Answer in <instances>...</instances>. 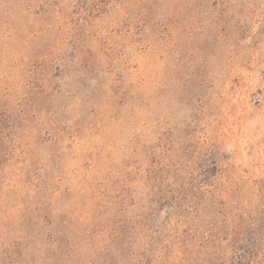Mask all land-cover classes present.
I'll return each instance as SVG.
<instances>
[{"label":"rangeland","instance_id":"374dc122","mask_svg":"<svg viewBox=\"0 0 264 264\" xmlns=\"http://www.w3.org/2000/svg\"><path fill=\"white\" fill-rule=\"evenodd\" d=\"M169 221L264 264V0H0V264H138Z\"/></svg>","mask_w":264,"mask_h":264},{"label":"trees","instance_id":"16d2710c","mask_svg":"<svg viewBox=\"0 0 264 264\" xmlns=\"http://www.w3.org/2000/svg\"><path fill=\"white\" fill-rule=\"evenodd\" d=\"M121 225L122 224L120 223L118 230H115L116 232L114 231L109 235L110 241L114 245L120 242H126V239L122 237L124 233V226ZM209 231L210 232L207 234L205 242L196 246V254H206L208 246H211L210 248H212V255L216 253L218 248L216 242L218 240L215 239L216 235L214 234L215 231L213 228H210ZM148 233L147 244L145 250L141 253V258L138 264H182L183 261L185 262L186 260V256L183 254L191 245H195L192 242V228L188 225H184V228H182L176 222L169 221L167 227L163 231H159L155 228H149ZM104 264H113V262L107 261Z\"/></svg>","mask_w":264,"mask_h":264}]
</instances>
